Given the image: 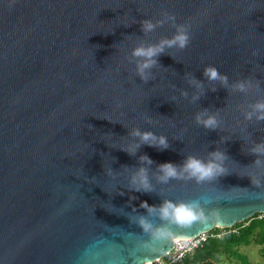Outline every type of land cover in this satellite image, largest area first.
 <instances>
[{
  "label": "water",
  "instance_id": "water-1",
  "mask_svg": "<svg viewBox=\"0 0 264 264\" xmlns=\"http://www.w3.org/2000/svg\"><path fill=\"white\" fill-rule=\"evenodd\" d=\"M165 13L191 40L145 81L132 52L174 35L171 21L142 31ZM261 101L264 0H0V264H150L176 238L264 214ZM190 156L223 172L197 181ZM165 201L197 202L195 219H162Z\"/></svg>",
  "mask_w": 264,
  "mask_h": 264
},
{
  "label": "clouds",
  "instance_id": "clouds-1",
  "mask_svg": "<svg viewBox=\"0 0 264 264\" xmlns=\"http://www.w3.org/2000/svg\"><path fill=\"white\" fill-rule=\"evenodd\" d=\"M165 19L158 20L153 23L152 20L146 19L142 21V31L149 32L154 30L157 25H162L166 21H171L175 26L174 35L168 39H162L158 44L154 45H140L136 47L132 55L134 57L142 58L137 64V73L141 77V79L147 81L149 79V73L147 70H150L157 63L156 57H158L165 49V47H178L180 49L186 48L191 40L190 28L187 24L176 23V19L174 16H171L167 13L164 14ZM205 76L210 80H220L223 83L227 84V76L221 75L217 68L213 66H208L204 71ZM236 87L240 91L246 90V84L244 82H240L236 85ZM254 109L258 112L257 119H264V101L257 102L254 105ZM248 118H251V113L247 114ZM197 122L203 123V125L207 128H215L217 126V120L214 116H208L206 119H201L200 116H197ZM135 135L141 137V139L150 143L156 141V137L151 132L140 133L138 130L134 132ZM160 146L167 147V141L164 137H160L158 141ZM253 152L257 154H264V144L257 145L256 148L253 149ZM217 159H222V154L216 153L214 154ZM143 159H148L144 157ZM148 162L151 163V160L148 159ZM258 162V161H257ZM161 171L164 173V179L169 177H177V168L172 163H164L160 165ZM183 170L190 174V177H195L197 181H203L206 179L213 178L214 175L217 174V171L223 172L222 168L218 169V166L214 162H208L207 164L203 161L199 160L195 157H188L183 165ZM252 185L259 186V181H257L253 177H249ZM140 181L147 186V178L145 175V170L140 169ZM142 207L148 209L149 213L156 212L157 209L151 206H148L146 202H142ZM199 208L197 202H179L173 203L171 201H165L158 209V214L162 219H174L181 223L190 221L195 219V210ZM139 225L142 226L144 230H149L152 227V224L146 217H139L138 221Z\"/></svg>",
  "mask_w": 264,
  "mask_h": 264
},
{
  "label": "trees",
  "instance_id": "trees-1",
  "mask_svg": "<svg viewBox=\"0 0 264 264\" xmlns=\"http://www.w3.org/2000/svg\"><path fill=\"white\" fill-rule=\"evenodd\" d=\"M260 246L264 264V214L239 222L230 228H215L196 251L186 257L183 264H254L244 248Z\"/></svg>",
  "mask_w": 264,
  "mask_h": 264
},
{
  "label": "built area",
  "instance_id": "built-area-1",
  "mask_svg": "<svg viewBox=\"0 0 264 264\" xmlns=\"http://www.w3.org/2000/svg\"><path fill=\"white\" fill-rule=\"evenodd\" d=\"M209 232L189 238H176L173 249L150 264H183L186 257L192 255L209 237Z\"/></svg>",
  "mask_w": 264,
  "mask_h": 264
},
{
  "label": "rangeland",
  "instance_id": "rangeland-1",
  "mask_svg": "<svg viewBox=\"0 0 264 264\" xmlns=\"http://www.w3.org/2000/svg\"><path fill=\"white\" fill-rule=\"evenodd\" d=\"M244 252H246L250 259L254 262V264H263V257L260 252V246L258 245H250L245 247ZM223 264H232L231 261L227 259L223 262Z\"/></svg>",
  "mask_w": 264,
  "mask_h": 264
}]
</instances>
